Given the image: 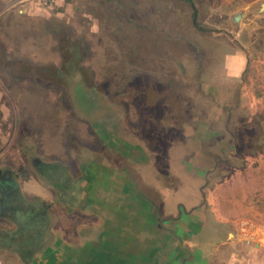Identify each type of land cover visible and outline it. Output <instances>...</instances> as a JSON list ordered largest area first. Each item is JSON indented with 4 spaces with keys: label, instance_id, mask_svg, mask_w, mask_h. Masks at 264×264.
Listing matches in <instances>:
<instances>
[{
    "label": "rangeland",
    "instance_id": "rangeland-1",
    "mask_svg": "<svg viewBox=\"0 0 264 264\" xmlns=\"http://www.w3.org/2000/svg\"><path fill=\"white\" fill-rule=\"evenodd\" d=\"M221 1L226 0H194L195 24L184 0H34L41 12L16 7L0 16V170L30 185L41 175L48 181L44 164L56 165L63 180L88 182L79 184L92 191L89 204L80 200L83 208L92 207L85 222L63 207L64 193L61 207L50 208L60 211L66 244H78L80 226L101 222L102 215L105 234L117 231V208L131 207L134 199L120 195L124 180L161 203L167 189L182 188L173 192L180 198L204 184L208 206L201 211L202 224H170L189 236L204 228L205 235L215 236L205 239L211 244L209 262L232 261V198L241 194L235 209L251 200L246 186L257 183L262 172L264 133L256 137L264 131V74L259 56L237 79L224 74L233 28L229 12L212 7ZM246 1L236 0L241 6ZM238 38L245 41L247 32ZM17 61L32 68L13 67ZM40 66L49 70L40 74ZM169 126L175 132L165 151L162 144L159 167L152 144L154 137L166 139ZM147 127L164 135H150L148 128L143 137ZM243 129L245 145L233 158L236 133L241 138ZM61 190L51 188L46 198ZM95 199L104 214L95 212ZM212 208L220 229L208 220ZM147 214L142 206L140 215Z\"/></svg>",
    "mask_w": 264,
    "mask_h": 264
},
{
    "label": "crops",
    "instance_id": "crops-1",
    "mask_svg": "<svg viewBox=\"0 0 264 264\" xmlns=\"http://www.w3.org/2000/svg\"><path fill=\"white\" fill-rule=\"evenodd\" d=\"M36 3L34 0L25 2L0 0V16L16 7L21 13H39L43 7H39ZM212 7L216 11L222 10L224 14L229 12L228 16L232 19V49L226 50L227 60L224 74H230L228 76L232 77V80L246 74L250 64L253 66V63L257 61L256 56L261 58V66H263L261 73L264 74V0L246 1L242 6L236 0H226L212 3ZM161 13L166 14L165 11ZM237 13L241 14L238 21L235 18ZM245 31L247 40H239L238 35L241 36ZM258 39L262 41L260 49L256 44ZM260 154L262 169L260 180L250 184L249 187L246 186L251 193L249 196L251 200L241 204L244 209L240 206V210V208H235H238L240 200L237 198H241V194L232 198V241L230 242L232 243L230 253L232 261H227L225 264H264V148ZM43 166L48 169L52 179L45 181L41 175L39 178H33L30 185L27 182L18 183L12 171L9 170L2 174L0 170V180L2 176H8L5 181H0V264H109L114 260H117L113 262L115 264H211L209 262L211 244H207L205 239L215 236H211L210 233L205 235L204 228L196 230L195 234L191 233L189 236V231L174 228V224H170L171 222L202 224L199 221L200 214L203 208L208 206L204 203L206 200L203 197L204 184L192 191L188 190L189 192L180 198L174 196L173 192L182 188L167 189L163 192L161 203L137 188L133 180L130 181L131 185L127 184V186L125 183L129 182L124 180L122 193L119 194L121 196L133 195L134 199L131 201L132 208L129 204L126 206L118 204L117 212L120 211V218L117 222L120 227H115L117 231H113L112 236L105 234L102 229L103 221H105L102 215L104 214L103 207H99L95 199L94 210L102 215L101 222L93 223L92 221V224L88 222L78 227V244L72 241L66 244L61 231L62 221L57 217L60 211L58 214L52 213L50 209L46 211L45 204L51 205L50 208L53 207V209L61 207L60 197L62 200V195L60 194L64 193L63 207H69L70 211L76 210L77 215L84 216L85 222L87 215H92L88 211L92 207L89 208L86 205V210L82 207L80 200L84 198L86 204H89L88 192L92 191L84 185L82 187L79 185L82 180L88 183L85 179L74 180L71 176L68 180H63L64 174L57 172L56 165L44 164ZM90 172H92L91 168L86 170L87 174ZM94 173L101 177L103 174L95 170ZM104 178L105 176L100 180L102 185L105 183ZM56 187L62 189L58 192V197L46 198V192L51 194V188ZM77 188L80 190L78 191ZM198 193L202 196L199 203L197 202ZM77 194L79 196L75 197ZM48 201L51 202L48 203ZM142 206L148 210L144 218L140 215ZM213 210V208L209 209L208 220L209 222L212 220L220 229V220L214 216ZM46 213L49 217L44 215ZM130 213L132 216L129 215ZM93 217L94 220H99L96 213ZM107 223L111 224L110 221ZM98 224L100 226L97 231ZM178 236L183 238L188 251L179 243ZM111 240L117 241L112 243L115 246H110L109 241ZM166 249L169 252L165 255ZM214 250L216 248L212 250V253H215ZM189 256L192 257L189 258Z\"/></svg>",
    "mask_w": 264,
    "mask_h": 264
},
{
    "label": "trees",
    "instance_id": "trees-1",
    "mask_svg": "<svg viewBox=\"0 0 264 264\" xmlns=\"http://www.w3.org/2000/svg\"><path fill=\"white\" fill-rule=\"evenodd\" d=\"M184 1H186L187 2V4H189L190 5V7L192 8V16H193V19H194V24L196 23V18H197V15H198V10H197V8H196V4H195V2H194V0H184ZM114 7H112V12H113V14L114 15H117L116 14V11L117 10H114L113 9ZM163 16V15H162ZM26 63V62H25ZM13 67H23V68H27V69H30V68H32V66L31 65H28V66H25V64L23 65V63L20 61H17V62H13ZM35 69H36V67H35ZM37 70L40 72V74H45V72L44 71H46V70H49V68L48 67H44V66H40V67H37ZM18 71V70H17ZM19 72V71H18ZM58 72H60V75H61V71H60V69H58V71H57V73ZM205 95V94H204ZM248 127V125H246V126H244V128H246V129H248L247 128ZM148 128H150V127H147L145 130H147V131H142V136L143 137H147L148 136V130H150V129H148ZM163 128V127H162ZM165 129V128H164ZM174 128L172 127V126H169L168 127V131L167 132H169V138H168V136L166 137V139L162 142V140H159V138H157V137H154V138H150L151 140H155L156 141V144L154 145V144H152V148H153V150L156 152V154H157V156H158V160L160 161L158 164H159V167H163V165H162V159L163 158H165L164 156H165V152L163 153L162 151H161V148H162V144H163V151H165L166 150V148H167V146L170 144V142L172 141V138H171V136L174 134V130H173ZM158 130H159V132L158 131H156V129H151V132H149V133H151L150 135H153V136H156V135H161L160 134V132H162V131H160V129L158 128ZM163 130V129H162ZM244 130V129H243ZM243 130H240V132H242ZM260 131H261V129H260ZM264 133V131L262 132V133H260V135L259 136H257L256 138H260L261 136H262V134ZM147 135V136H146ZM162 135H164V133L162 132ZM242 135V134H241ZM236 136H237V141H236V143H235V148H236V153L233 155V158H237V157H239V148H241L242 146H244L245 145V142H246V139H247V136H245V130H244V136L242 135V137L241 138H239V133L237 134L236 133ZM159 137V136H158ZM246 138V139H245ZM158 140V141H157ZM176 140H178V138L176 139ZM152 142H154V141H152ZM160 142H162V143H160ZM158 143V144H157ZM244 144V145H243ZM264 145V144H263ZM262 149H263V147H262ZM261 149V150H262ZM252 153L251 154H253V153H256V152H253V151H251ZM237 165L239 166L240 165V163L239 162H237ZM219 227H221V225L219 226Z\"/></svg>",
    "mask_w": 264,
    "mask_h": 264
},
{
    "label": "water",
    "instance_id": "water-1",
    "mask_svg": "<svg viewBox=\"0 0 264 264\" xmlns=\"http://www.w3.org/2000/svg\"><path fill=\"white\" fill-rule=\"evenodd\" d=\"M235 18H236L237 21L240 20L241 14L240 13H237L236 16H235ZM203 197H204V199L206 198L205 194H203ZM178 240H179V243L182 245V247L185 248L188 251V249L185 247L183 238L180 237V236H178Z\"/></svg>",
    "mask_w": 264,
    "mask_h": 264
},
{
    "label": "flooded vegetation",
    "instance_id": "flooded-vegetation-1",
    "mask_svg": "<svg viewBox=\"0 0 264 264\" xmlns=\"http://www.w3.org/2000/svg\"><path fill=\"white\" fill-rule=\"evenodd\" d=\"M7 175H5V176H2V178H1V180L0 181H5L6 179H7ZM50 207H51V205H49V204H45V210L47 211V210H49L50 209ZM46 217H49V215H48V213H46V214H44Z\"/></svg>",
    "mask_w": 264,
    "mask_h": 264
}]
</instances>
